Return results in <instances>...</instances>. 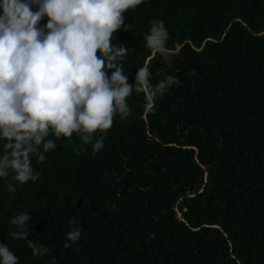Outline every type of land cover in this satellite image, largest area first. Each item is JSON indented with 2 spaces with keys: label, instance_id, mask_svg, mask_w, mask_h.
<instances>
[{
  "label": "trees",
  "instance_id": "obj_1",
  "mask_svg": "<svg viewBox=\"0 0 264 264\" xmlns=\"http://www.w3.org/2000/svg\"><path fill=\"white\" fill-rule=\"evenodd\" d=\"M124 17L112 43L128 48V83L145 66L151 85L179 83L133 91L95 156L77 133L50 135L37 181L9 192L12 174L0 179V244L19 264H264V0H142ZM153 20L164 54L145 46ZM21 212L48 254L9 234Z\"/></svg>",
  "mask_w": 264,
  "mask_h": 264
},
{
  "label": "clouds",
  "instance_id": "obj_2",
  "mask_svg": "<svg viewBox=\"0 0 264 264\" xmlns=\"http://www.w3.org/2000/svg\"><path fill=\"white\" fill-rule=\"evenodd\" d=\"M142 0H0V179L10 173L18 185L37 181L40 174L31 167V157L45 159L55 149L54 139L80 135L92 143V154L103 149L98 131L111 128L113 118L129 114L127 98L133 91L150 90L162 96L179 81L167 76L151 85L148 67H139L135 83H128L120 61L127 47H116L113 34L124 24V13ZM33 7L36 8L33 11ZM47 17L44 27H38ZM46 29V30H45ZM169 33L163 20H153L144 36L153 53L166 52ZM99 53V56L97 55ZM105 68L111 75L109 76ZM42 149V150H41ZM32 217L28 212L13 216L9 234L27 240L32 255L48 254L46 246L28 239ZM67 241L75 242L81 229L69 221ZM69 244H65L68 247ZM55 264V257H52ZM0 264H19L7 244H0Z\"/></svg>",
  "mask_w": 264,
  "mask_h": 264
}]
</instances>
